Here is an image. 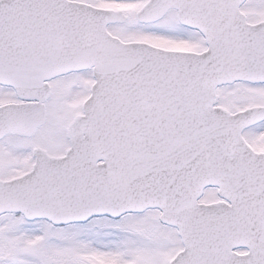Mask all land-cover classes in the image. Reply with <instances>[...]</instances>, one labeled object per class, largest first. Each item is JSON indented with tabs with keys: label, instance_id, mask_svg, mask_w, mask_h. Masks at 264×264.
I'll return each instance as SVG.
<instances>
[{
	"label": "snow or ice",
	"instance_id": "obj_1",
	"mask_svg": "<svg viewBox=\"0 0 264 264\" xmlns=\"http://www.w3.org/2000/svg\"><path fill=\"white\" fill-rule=\"evenodd\" d=\"M0 264H264V0H0Z\"/></svg>",
	"mask_w": 264,
	"mask_h": 264
}]
</instances>
